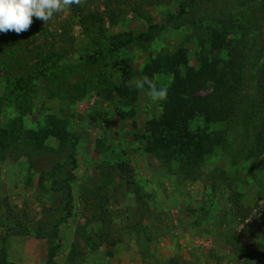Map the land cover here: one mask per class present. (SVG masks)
Returning <instances> with one entry per match:
<instances>
[{
	"label": "rangeland",
	"instance_id": "1",
	"mask_svg": "<svg viewBox=\"0 0 264 264\" xmlns=\"http://www.w3.org/2000/svg\"><path fill=\"white\" fill-rule=\"evenodd\" d=\"M225 32L229 46L212 50L211 37ZM179 50L193 73L205 59L219 68L236 57L242 78L229 153L215 150L193 175L146 151V123L162 102L147 89L115 92L122 68L130 80ZM263 74L264 0H85L45 25L33 18L26 32L0 33V130L9 131L0 147V247L8 261L46 264L58 246L55 264H264V151L248 157L261 143ZM155 79L168 89L165 75ZM249 108L252 125H242ZM69 175L71 200L59 189Z\"/></svg>",
	"mask_w": 264,
	"mask_h": 264
},
{
	"label": "trees",
	"instance_id": "2",
	"mask_svg": "<svg viewBox=\"0 0 264 264\" xmlns=\"http://www.w3.org/2000/svg\"><path fill=\"white\" fill-rule=\"evenodd\" d=\"M193 3L196 0H188ZM92 21H99L96 15L90 17ZM82 22V19H81ZM228 32V31H227ZM215 33V32H214ZM230 33V32H228ZM224 34H212L211 47L212 50H223L229 46ZM135 38H131L124 42H119L121 46L133 43ZM233 42V41H231ZM237 58L232 61L223 63L221 67L215 66V61L203 60L201 69L195 73L188 67V61L184 50H179L173 56H159L154 59L148 67L143 70L158 85L155 76L161 73L169 80L167 100L161 103L162 112L157 119H152L146 123V132L150 135L146 151L157 160L171 162L173 160L180 161L185 164L189 175H193L194 171L200 163L212 156L217 149H221L223 153L228 154L229 144L227 143L229 135V126L235 121H239V91L241 90L240 66L237 64ZM186 70V75L182 76V70ZM123 88L116 89L118 95H125L128 87L125 86L127 80L126 68H122ZM261 77V79H260ZM212 81L211 89L207 90L209 81ZM259 81V83H258ZM258 89L264 94V74L258 76L256 81ZM206 93L201 95L202 91ZM260 110L264 112V95L260 102ZM255 111L249 108L244 116V122L251 126L252 116ZM51 120V119H50ZM200 120L201 125L193 124ZM254 122V121H253ZM56 120H51L49 127L57 132ZM220 126L219 129L211 130L213 127ZM210 131V132H209ZM9 134L8 130H0V147L4 148L5 139ZM260 146L256 148L254 144L253 150L248 151V157L256 153L264 151V124L257 132ZM256 134V135H257ZM29 136L34 143L41 145L42 140L38 135L31 132ZM65 142L66 137L59 138ZM76 139L70 140L71 150L75 151ZM75 164V162H72ZM74 177L64 182L63 193L71 200V191L69 181H73ZM57 183H55L56 185ZM3 243V237L0 234V244ZM58 246L49 247L47 253L46 264H55ZM0 264H14L8 261L6 251L0 247Z\"/></svg>",
	"mask_w": 264,
	"mask_h": 264
},
{
	"label": "clouds",
	"instance_id": "3",
	"mask_svg": "<svg viewBox=\"0 0 264 264\" xmlns=\"http://www.w3.org/2000/svg\"><path fill=\"white\" fill-rule=\"evenodd\" d=\"M85 0H0V33L9 31L21 34L28 31L33 18L47 24L58 13H64L73 5L83 6ZM129 89L145 90L152 102L167 100L168 89L157 87L156 82L148 75H140L128 80Z\"/></svg>",
	"mask_w": 264,
	"mask_h": 264
}]
</instances>
